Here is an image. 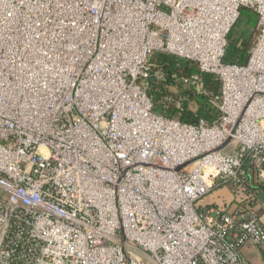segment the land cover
I'll use <instances>...</instances> for the list:
<instances>
[{
  "label": "built area",
  "instance_id": "built-area-1",
  "mask_svg": "<svg viewBox=\"0 0 264 264\" xmlns=\"http://www.w3.org/2000/svg\"><path fill=\"white\" fill-rule=\"evenodd\" d=\"M243 7L257 37L226 63ZM158 54L218 77L214 119L155 110L149 78L184 87L165 107L207 93L200 73L167 82ZM252 182L264 0H0V264H243L247 241L264 246ZM221 187L244 205L201 204Z\"/></svg>",
  "mask_w": 264,
  "mask_h": 264
},
{
  "label": "trees",
  "instance_id": "trees-1",
  "mask_svg": "<svg viewBox=\"0 0 264 264\" xmlns=\"http://www.w3.org/2000/svg\"><path fill=\"white\" fill-rule=\"evenodd\" d=\"M247 16V32L235 39L231 33L229 36V45L225 54L224 61L226 63L246 64L249 60L251 50L254 46L257 37V22L258 15L250 8L243 7L241 10V17ZM153 61L157 66H163L167 73V82L171 83L172 74L190 76L193 73H200L204 81V85L207 90L215 94L220 91V81L218 77L211 73L201 72L198 65L193 61H185L176 58L175 56L168 54L155 55ZM148 93L155 101V110L170 118H176L183 122L196 124L201 118L214 119L217 116V109L213 107L209 102L201 103L197 110H190L185 108L184 110H177L173 105L165 107L161 100L169 93L166 88V83L162 81L152 80L149 78L146 81ZM264 187V184L252 182L251 188L256 191L255 197L250 200L251 204H256V195L259 190ZM245 196V194H242ZM248 199V198H246Z\"/></svg>",
  "mask_w": 264,
  "mask_h": 264
},
{
  "label": "crops",
  "instance_id": "crops-1",
  "mask_svg": "<svg viewBox=\"0 0 264 264\" xmlns=\"http://www.w3.org/2000/svg\"><path fill=\"white\" fill-rule=\"evenodd\" d=\"M213 193L214 196L211 202H205L202 200L201 204H214L225 210L231 209L236 204L244 205V203L241 202L243 201V196L233 194L228 187L218 188L213 191ZM249 207H253L257 211H259L264 221V187L261 188L257 194L256 204H250ZM241 253L243 257V264H264V246H258L253 241H247L241 247Z\"/></svg>",
  "mask_w": 264,
  "mask_h": 264
},
{
  "label": "rangeland",
  "instance_id": "rangeland-1",
  "mask_svg": "<svg viewBox=\"0 0 264 264\" xmlns=\"http://www.w3.org/2000/svg\"><path fill=\"white\" fill-rule=\"evenodd\" d=\"M247 16L246 15H243L242 17H240L239 21L237 22V24L235 25L233 31H232V34H233V37L235 39L239 38L241 35L245 34L248 30V26H247ZM171 88H167L169 91L170 94H173L174 96L175 95H179V94H182L181 92L184 90V87L182 85H178V86H170ZM208 93V94H207ZM207 93H199V92H196V93H193L191 96H190V110H197V107H199V105L201 103H207L208 102V98H209V94L211 93L209 90H207ZM215 193V192H214ZM214 193L212 192L211 194L207 195L203 201L205 202H211V200L213 199V196H214ZM203 205V204H202Z\"/></svg>",
  "mask_w": 264,
  "mask_h": 264
}]
</instances>
